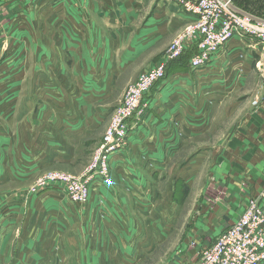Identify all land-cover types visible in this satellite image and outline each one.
<instances>
[{
    "label": "crops",
    "instance_id": "crops-1",
    "mask_svg": "<svg viewBox=\"0 0 264 264\" xmlns=\"http://www.w3.org/2000/svg\"><path fill=\"white\" fill-rule=\"evenodd\" d=\"M11 1L0 0V5ZM29 1L28 9L11 23H4L0 13V64L7 70L0 74L1 92L10 96L0 103V114L11 112L14 128H19L14 114H33L28 121L34 124L30 137L37 143L32 149L38 150L35 166H60L77 161L79 146H98L121 103L115 98L158 62L169 39L193 15L172 0ZM239 1L231 0L232 6L244 11L246 1ZM252 16L264 20L262 14ZM194 51L196 45H190L169 63L165 78L147 94L141 120H131L127 148L110 156L112 184L97 175L89 200L71 202L86 208L92 229V220L103 216L101 233L93 232L90 239L88 227L86 233L76 227L77 234H58L61 243L85 247L86 256L93 258L102 243L111 248L116 237L124 239L120 233L132 231L138 237L124 245L123 257V264H132L139 255L137 241H142L143 250L154 244L152 249L157 248L187 204L200 218L192 221L190 242L178 246L162 264H197L250 199L258 198L264 207V44L235 37L203 68L190 65ZM245 83L252 90L258 87L250 99L236 101L244 89L234 87ZM222 99L219 110L226 118L212 120L208 103L219 105ZM216 124L221 125L218 148L209 141ZM37 128L41 137L36 140ZM91 134L95 140H90ZM12 142L17 139L12 137ZM49 189L45 197L59 190V198H66L60 194L63 190L66 195L61 185ZM187 189L193 195L181 198L179 192ZM76 236L81 246L74 242Z\"/></svg>",
    "mask_w": 264,
    "mask_h": 264
},
{
    "label": "rangeland",
    "instance_id": "rangeland-1",
    "mask_svg": "<svg viewBox=\"0 0 264 264\" xmlns=\"http://www.w3.org/2000/svg\"><path fill=\"white\" fill-rule=\"evenodd\" d=\"M241 1H246L242 5L245 7L244 11L247 13L251 15L262 14L264 16V0ZM30 2L29 0H12L11 3L6 2L1 4L0 13L2 16L4 15V18H2L4 23L7 24L11 23L10 21H15L19 13L28 9ZM230 3L232 4V2ZM6 28L10 30V25L6 26ZM185 32L186 26L174 37L169 39L164 47L165 50L157 61L165 57L174 40ZM4 50L6 53H11L10 49ZM2 65L3 64H0V74L7 71L5 70L6 66L3 68ZM22 68L26 69V65H23ZM142 73H140L139 76ZM256 75L257 77L260 76L258 73H256ZM139 76L136 80H131L128 83L126 82L127 86L115 100L117 99L118 101L121 99L122 101L128 88L138 81ZM3 85L0 79V103L10 98L9 95L1 92ZM254 85H257V83L255 82ZM241 86L244 90L238 95L239 97L234 98L236 101L240 102L250 99L253 94L252 92H255L258 87L256 86V88L254 87L252 90L250 84L247 85V83H245L243 85L240 84V86L236 85L234 88ZM221 101H223V99L218 102L219 105L208 103L212 108V112L210 113L211 117H213L212 120H218L220 116H223L224 119L226 118L225 114L221 113L219 110ZM24 105L25 104L21 103L20 107ZM14 115L17 118L14 125H19V128H14L17 126L13 127V125H11V112H3V114H0V119L3 121L0 123V168H2L4 174L3 177L0 176V264H90L89 262H91V264H118L120 260L121 264H123V257L125 256L126 250L124 245L131 242L134 243L132 240L133 237H138L137 233L131 234L132 231L122 232L123 234L120 233L119 237H124V239H117L116 237L114 242L110 241L112 243L111 245H113L111 248L107 246L103 247L104 245L102 243L98 251L95 250L96 252L93 258L86 256L88 250H86L85 247L84 249L81 247H79V249H72L70 246L67 247L66 242H63V240L61 243V240L59 241L57 237L61 235L65 238V235L68 236L70 233L73 235L77 234L76 227H79L80 232L83 231L86 233L85 228L88 227L89 237L91 239L93 238V234H95L93 232L101 233L105 225L103 216L100 215L97 221L92 220V224H94L92 229V226H89L88 219H85V215L87 214L85 213L86 208H77L74 206L71 203L72 201L64 194L63 190L60 194L64 195L66 198H59V190L58 192L52 190L53 192H51V195L45 197L47 192L51 190L49 189L50 187L34 191V187L41 182L45 176L53 173H66L75 177H80L90 166L99 144L95 147L89 144L88 149L84 147V144L79 146V151L76 149L74 153V156L78 159L72 163L55 166L54 162L50 165V162H46L43 164L44 167H41V163L39 167H37L35 166V161L37 163L39 160L37 157L38 150H32L34 147L36 148L37 143H35V137H30L31 129L34 124L28 121L29 116L33 114L25 111ZM235 116L236 114L234 113L231 117H228V119L232 120ZM220 126L221 125H215V128L212 130V138L209 140L212 141V147L214 148L220 147L218 145L221 132ZM229 127V124L224 122V128L229 129ZM34 136H36V140L41 137L38 128ZM12 137L17 139V142H12ZM27 137H29L30 140L25 143ZM89 138L90 140H95L96 136L91 134ZM34 151H36L35 153L37 155H35ZM84 164V168L78 173ZM188 193L192 194V192H189L187 189L185 192H179V195L181 198L186 199L187 195H189ZM187 200L185 201L187 202ZM198 201H196V205ZM184 202L182 205H185ZM186 206L184 213H181L180 209V220L174 223V225H169L170 229L167 239L165 242L159 243L157 248L152 249V247L155 246L154 244L151 250H143L142 247H144V245L142 241L140 239L137 241L139 255L132 260V264H162L164 261L172 258L178 246L180 247L190 242L189 232L194 229L192 221L200 218V212L194 211V207L192 208L187 204ZM101 208L102 207L98 208V210ZM140 218L142 222H139V226L142 227L144 217L141 216ZM59 233L60 235H58ZM74 242L78 245L80 244V246L82 244L81 241L78 242L77 236L74 238ZM70 243L71 242H69V244ZM191 243L193 244L194 241ZM109 258H111V261H108Z\"/></svg>",
    "mask_w": 264,
    "mask_h": 264
},
{
    "label": "built area",
    "instance_id": "built-area-1",
    "mask_svg": "<svg viewBox=\"0 0 264 264\" xmlns=\"http://www.w3.org/2000/svg\"><path fill=\"white\" fill-rule=\"evenodd\" d=\"M172 1L183 6L193 19L185 25L186 32L174 40L165 57L128 88L112 114L90 166L80 177L66 173L45 176L34 191L61 185L73 203L84 204L89 200L95 176L111 185L110 156L127 148L131 120H141L148 107L147 94L165 78L168 64L181 58L190 45H196L190 65L203 68L235 37L248 36L264 44V21L240 14L232 8L231 0ZM197 264H264V207L258 198L249 200L239 218L202 252Z\"/></svg>",
    "mask_w": 264,
    "mask_h": 264
},
{
    "label": "water",
    "instance_id": "water-1",
    "mask_svg": "<svg viewBox=\"0 0 264 264\" xmlns=\"http://www.w3.org/2000/svg\"><path fill=\"white\" fill-rule=\"evenodd\" d=\"M231 6H232V5H231ZM232 8H233L234 10H236L237 12H239L240 14H246V15H249V16L255 18V19H258V18L252 16L251 14H249V13H247V12H244V11H242V10H239V9L234 8L233 6H232ZM261 21H262V19H261ZM263 21H264V20H263Z\"/></svg>",
    "mask_w": 264,
    "mask_h": 264
}]
</instances>
